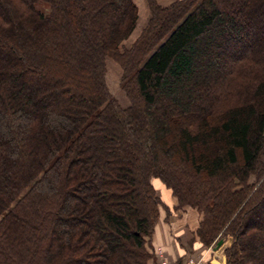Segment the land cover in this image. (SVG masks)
<instances>
[{
    "label": "trees",
    "instance_id": "obj_1",
    "mask_svg": "<svg viewBox=\"0 0 264 264\" xmlns=\"http://www.w3.org/2000/svg\"><path fill=\"white\" fill-rule=\"evenodd\" d=\"M146 2L0 0V264H154L161 207L264 264V0Z\"/></svg>",
    "mask_w": 264,
    "mask_h": 264
},
{
    "label": "crops",
    "instance_id": "obj_2",
    "mask_svg": "<svg viewBox=\"0 0 264 264\" xmlns=\"http://www.w3.org/2000/svg\"><path fill=\"white\" fill-rule=\"evenodd\" d=\"M134 1L139 8V17L145 18L143 22L147 23L150 14L147 2L145 0ZM156 1L161 6H168L176 0ZM159 189L161 197H163L166 204L172 207L175 202L170 193L161 187ZM197 214V212H190L188 210L182 213V211H174L170 208V212L166 216L164 215L165 223L159 221L155 227L154 243L166 247L168 255L174 263H182V256H184L186 250L190 249L194 255H197L198 259L202 260L201 264H226L224 252L220 255L221 258L218 257L217 260L213 261L215 248L204 249L196 238V230L201 219L200 215Z\"/></svg>",
    "mask_w": 264,
    "mask_h": 264
},
{
    "label": "rangeland",
    "instance_id": "obj_3",
    "mask_svg": "<svg viewBox=\"0 0 264 264\" xmlns=\"http://www.w3.org/2000/svg\"><path fill=\"white\" fill-rule=\"evenodd\" d=\"M145 2H146V0H145ZM143 21H145V18L139 17V21L137 23V26H136L135 30L132 32V34L129 36V38L126 39L123 42V46L130 47L131 44L135 41V39L140 35L141 31L146 26V22H143ZM257 26H259V25H257ZM106 67H107L106 82H107V86H108L111 94L119 101V104L122 107H124V108L128 107L130 102H129V100H128L126 94H125V92L120 88V80H121V75H122L121 67L118 65L117 62H115L112 59L111 56H108L107 57ZM159 182L160 181H158L156 179L154 181V183L156 184V187H157V194H158V196L161 197V193L159 192L160 189H158V186L160 188L163 185H161ZM161 199L164 200L163 197ZM187 210L190 211V212H197L198 213V211L196 209H192V208H189V207H186L185 209L180 210V211H182V213H184ZM166 214H167L166 210L163 207H161V209H160V218H159L157 224L159 223V221L160 222H164V215L166 216ZM157 224H156V226H157ZM153 238H154V236H153ZM152 245H153L152 248H153V253H154V260H153V263L154 264H159L158 261H157L158 260V257H159L158 256L159 255L158 254L159 249L161 250V252L163 251L162 254L166 258V260L168 261L169 264H179L178 262L177 263H174L173 260H171V257H169L168 250H166V247H164L161 244L154 243V239H153ZM228 245H229V240H225L221 247L215 249L214 256H213L214 257L213 258V261L214 260H217L218 257L221 258L220 255H222V253L224 252L223 250ZM215 247H216V245L214 247L212 246V247H203V248L204 249H213ZM185 254H184L185 257L182 256L183 259H182V263L181 264H189L190 260H193L194 261L193 264H201L202 260L201 259H198L197 255H194L190 251V249L186 250Z\"/></svg>",
    "mask_w": 264,
    "mask_h": 264
},
{
    "label": "built area",
    "instance_id": "obj_4",
    "mask_svg": "<svg viewBox=\"0 0 264 264\" xmlns=\"http://www.w3.org/2000/svg\"><path fill=\"white\" fill-rule=\"evenodd\" d=\"M162 253H163V251L161 252V250L159 249V251H158V254H159L158 256L159 257H158V260H157L158 263L159 264H169L168 261L166 260V258L163 256ZM193 262H194L193 260H190L189 264H193Z\"/></svg>",
    "mask_w": 264,
    "mask_h": 264
},
{
    "label": "water",
    "instance_id": "obj_5",
    "mask_svg": "<svg viewBox=\"0 0 264 264\" xmlns=\"http://www.w3.org/2000/svg\"><path fill=\"white\" fill-rule=\"evenodd\" d=\"M223 243H224V241H223V240H220V241H218V243L216 244V247H215V249H217V248L221 247Z\"/></svg>",
    "mask_w": 264,
    "mask_h": 264
}]
</instances>
